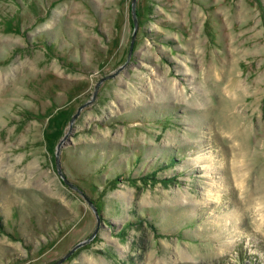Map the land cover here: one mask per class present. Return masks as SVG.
I'll list each match as a JSON object with an SVG mask.
<instances>
[{
	"label": "rangeland",
	"instance_id": "rangeland-1",
	"mask_svg": "<svg viewBox=\"0 0 264 264\" xmlns=\"http://www.w3.org/2000/svg\"><path fill=\"white\" fill-rule=\"evenodd\" d=\"M0 0V264H264V0ZM69 131V133H68ZM233 133L235 137L232 138Z\"/></svg>",
	"mask_w": 264,
	"mask_h": 264
},
{
	"label": "water",
	"instance_id": "water-1",
	"mask_svg": "<svg viewBox=\"0 0 264 264\" xmlns=\"http://www.w3.org/2000/svg\"><path fill=\"white\" fill-rule=\"evenodd\" d=\"M135 4H136V0H131L130 3V10H131V15H132V20H133V32H132V36H131V41H130V46H129V50H128V54H127V59L124 62L123 65H121L120 67L117 68L116 71H114L113 73H110L108 75H105L101 78H99V80L96 82L95 86H94V90H93V94L90 98V100L82 103L78 109L76 110V112H74L70 118L69 121V127L71 128V125L73 123V121L75 120V118L78 116V114L80 113L81 109H83L85 106L91 104L93 102V100L95 99L96 93H97V89L100 85L101 82L107 80V79H111L113 78L122 68L125 67V65L128 63L129 58L131 56L132 53V47H133V41L135 39V33L137 31V27H138V22H137V18H136V9H135ZM69 133V131H68ZM67 137V133L63 136V138L59 141V143L56 145V149H55V166H56V171L59 175V177L61 178V180L63 181V183L65 185H67L69 188L75 190L76 192H78L82 198L87 202V204L90 206V208L92 209V211L94 212V214L97 217V222L96 225L93 229V231L91 232V234L85 238L84 240H81L79 242H77L74 246H72V248H70L65 254H63L60 258H58L57 260H55L54 262L50 263V264H62L70 255H72V253L78 249L79 247L87 244L88 242L92 241L96 234L98 233V229L100 226V220L98 218V214H97V208L94 206L93 202L91 201V199L78 187L76 186L73 182L69 181L62 168H61V162H60V147L62 145V142L66 139Z\"/></svg>",
	"mask_w": 264,
	"mask_h": 264
},
{
	"label": "bare ground",
	"instance_id": "bare-ground-1",
	"mask_svg": "<svg viewBox=\"0 0 264 264\" xmlns=\"http://www.w3.org/2000/svg\"><path fill=\"white\" fill-rule=\"evenodd\" d=\"M234 135H235V133H233V135H232L233 137H232V138H234V137H235Z\"/></svg>",
	"mask_w": 264,
	"mask_h": 264
}]
</instances>
